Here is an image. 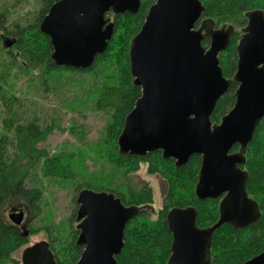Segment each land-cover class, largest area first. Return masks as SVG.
Returning a JSON list of instances; mask_svg holds the SVG:
<instances>
[{"label":"water","instance_id":"95a60500","mask_svg":"<svg viewBox=\"0 0 264 264\" xmlns=\"http://www.w3.org/2000/svg\"><path fill=\"white\" fill-rule=\"evenodd\" d=\"M141 0H57L40 22L53 45L59 66L89 68L108 47L115 24L106 13L138 12ZM201 0H156L130 41L133 83L141 96L127 114L118 137L120 155L144 156L160 150L177 167L193 154L202 156L195 187L199 199L221 198L219 218L197 224L195 206H174L167 212L172 252L166 264H210L214 232L223 224L245 228L261 217L249 195V175L242 168L247 146L264 118V11L245 13L247 24L237 44V69L227 78L219 54L231 43L235 27H216L203 18ZM199 23V25H197ZM209 37L210 44L203 45ZM13 41H7L6 47ZM237 83L236 101L219 123L211 115L219 98ZM237 151H232L235 145ZM76 242L83 246L77 264H117L128 223L148 205H126L108 190L82 188L77 196ZM29 235L23 209L8 214ZM22 264H58L48 240L26 246ZM242 264H264V250Z\"/></svg>","mask_w":264,"mask_h":264},{"label":"trees","instance_id":"16d2710c","mask_svg":"<svg viewBox=\"0 0 264 264\" xmlns=\"http://www.w3.org/2000/svg\"><path fill=\"white\" fill-rule=\"evenodd\" d=\"M55 1L57 0H43V5L33 20L25 24L15 22L11 28H8L7 12L0 13V42L5 37L3 31L7 33V39L13 41L10 48L0 43V264H20V260L13 255L29 243V236H24L19 226L4 218L3 207L8 203L17 204L15 202L22 201L33 217L39 216L42 189L38 185H31V181L37 182L41 176L74 179L76 173L72 159L79 156L83 161L81 157L87 155L85 151L76 157L73 153L51 154L48 148L40 146L58 125L56 116L48 123L34 106L37 103L35 100H25L24 96H19L12 83L8 84L12 92L6 88L2 74L10 68L34 76L40 74L38 77L43 84H47V77L55 72H89L96 76L100 73L104 82H101L100 78L96 81L100 85V91L95 108L109 115L100 153H103L114 167L123 169L126 175L138 172L142 164H147L148 172L160 175L166 183V193L163 206L159 209L157 218L153 220L149 209L153 203V189L149 185L133 188L128 184L124 191L119 186L108 188L81 182L77 184L76 190L84 187L94 190L108 188L107 190L119 196L126 205H148V208L143 209L128 223L124 232V246L117 256V264H166L172 252L173 240L167 222L168 210L174 206H195L198 211V226L206 227L218 220L221 198L202 200L195 193L202 163L200 154H193L187 163L177 167L175 160L164 158L160 150L144 156H122L118 151L117 141L125 117L132 111L142 92L140 86L134 85L131 75L130 41L141 29L150 6L156 0H141L140 8L134 14H114L110 11L113 16L110 17L115 24L114 35L107 49L98 54L93 64L86 69L59 66L52 58L53 45L50 37L40 30V22ZM201 1L205 6L202 19H213L216 27L223 24H232L235 27L230 45L219 54L223 73L225 77L231 78L237 69L236 47L242 36V28L247 24L245 13L254 9L264 11V0ZM110 12L106 13V16H109ZM209 44L210 38L206 37L203 45ZM237 87L238 84L233 83L219 98L211 115L213 123H219L234 106ZM68 129L79 145H85L87 128L83 123L73 119ZM238 149L237 144L232 151ZM245 157L246 162L242 168L247 170L249 175L247 189L249 195L258 202L261 217L245 228L223 224L217 229L213 235L210 264H242L264 250V118L247 146ZM47 228L52 232L51 227ZM36 232L34 228L31 229V233ZM78 233L75 230L66 245V262L58 256L57 236L49 241L58 264H76L79 260L83 246L76 242Z\"/></svg>","mask_w":264,"mask_h":264},{"label":"rangeland","instance_id":"374dc122","mask_svg":"<svg viewBox=\"0 0 264 264\" xmlns=\"http://www.w3.org/2000/svg\"><path fill=\"white\" fill-rule=\"evenodd\" d=\"M42 1L0 0V13L7 12L9 16L8 28H11L15 22L25 24L33 20L43 5ZM109 16L113 17L111 12ZM2 33L5 37L0 43L5 46L6 40L10 39H7L9 37L6 32ZM38 76L16 71L15 68H10L2 74L6 88L11 90L8 84L12 83L19 96H24L25 100H35L37 103L34 106L38 109L41 117L48 120V123H51L53 117L56 116L58 125L53 128L47 140L40 143V146L48 148L51 154L73 153L76 157L85 151L87 155L81 157L84 159L83 161L79 159V156L72 159L76 173L74 179L64 180L63 178L41 176L37 182L31 181V185H38L42 189V201L39 216L33 217L29 209L27 212L24 209L25 217L29 219L27 225L29 243L26 246L41 240L50 241L51 238L57 236L58 256L66 262V245H68L73 232L77 230L76 212L79 206L77 196L81 190H76L78 183L89 182L108 188L119 186L124 191L128 184H131L133 188L149 185L153 189V203L149 208L153 220L157 218L158 211L163 206L166 183L160 175L150 174L147 164H142L138 172L126 175L127 173L123 169L114 167L103 153H100L109 117L107 113L95 108L100 91V85L96 81L99 80L100 73L96 76L89 72H55L51 73L49 78L47 77V84H43ZM100 79L101 82H104L103 78ZM73 119L83 123L87 128V137L83 146L77 143L76 137L68 129ZM15 203L17 204L8 203L2 209L3 216L8 221V214L13 210V207L20 208L25 204L22 201ZM47 227H51L52 232ZM32 228L37 232L31 233ZM20 230L23 231L22 228ZM26 246L20 248L13 255L14 258L20 260V264H22V251Z\"/></svg>","mask_w":264,"mask_h":264},{"label":"flooded vegetation","instance_id":"af4514ba","mask_svg":"<svg viewBox=\"0 0 264 264\" xmlns=\"http://www.w3.org/2000/svg\"><path fill=\"white\" fill-rule=\"evenodd\" d=\"M14 208H16V209H23V210L25 209L26 212H27V210H28V208H27L26 206H24V205H23V207H20V208H19V207H14ZM26 220H27V218H26ZM28 221H29V219H28ZM28 223H29V222H28ZM19 228H23V225H20Z\"/></svg>","mask_w":264,"mask_h":264}]
</instances>
